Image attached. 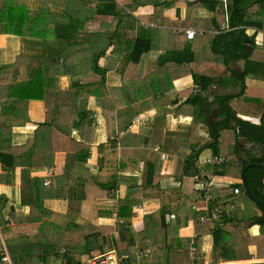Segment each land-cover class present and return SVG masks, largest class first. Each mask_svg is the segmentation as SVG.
Listing matches in <instances>:
<instances>
[{"label": "crops", "instance_id": "obj_1", "mask_svg": "<svg viewBox=\"0 0 264 264\" xmlns=\"http://www.w3.org/2000/svg\"><path fill=\"white\" fill-rule=\"evenodd\" d=\"M11 1L0 0V9L8 7ZM24 1L28 8L32 5L29 9L32 14L42 7L51 12V21L56 19L57 22L66 20L60 15L65 8L61 6L58 9V5L65 4L73 9L78 5L70 0ZM218 1L219 6L215 12H211L198 7H192L191 11L184 4L161 9L154 6V0H140L135 12L137 15H129L133 22L130 18L123 20L125 30L133 29L136 32L140 23L138 15L156 13L163 14L165 19L187 21L188 29H195L199 34L192 41H187L185 34L176 35L172 32L175 39L164 34H153L154 49L138 64L129 63L118 55V45L125 43L122 31L121 35L115 34L110 40L108 32L115 30L118 20L112 24L101 16L100 24H96L95 28H92L91 22L86 23L83 30V41L86 42L84 50L78 51L77 55L70 52L67 61H57L59 64L65 61L68 74L59 76L54 84L51 82L53 95L48 102L56 112L58 127L53 126L54 129L49 130V126L45 125L48 123V113L45 101L40 100L28 102L26 111L18 118L24 123L1 122L0 126H6L4 130L13 147L20 148L29 141L34 142V160L38 157L36 154L43 157L31 177L44 179L41 185L44 208L53 210L56 215L55 221L47 218L35 222L28 220L31 207L22 205L21 193L22 174L29 168L31 159L20 156L15 166L8 168L0 155V197L8 201L2 213L6 223L3 228L12 230L6 232L11 241L22 242L14 246V255L30 254L32 236L44 237L40 246L35 247V252L49 255L48 264H60L62 253L66 254L68 250V245L61 241V237L66 236L71 238L70 243L74 239L70 244V252L77 250L72 254H77L78 261L82 260L84 254L90 257L91 253L113 250L119 258H125L123 264H205L218 261L264 264V226H261L264 222H256L264 213L258 208L249 212L246 209L236 211V208L245 206L251 208L247 199L252 201L243 188V170L236 159L226 160V165L218 168L221 175H214L212 201L209 204L199 196L194 176L196 171H205L203 167H214L208 163L214 154L204 157L205 151L210 150L205 149L199 155L196 169L189 165L193 154L211 141V128L225 122L219 104L203 109L200 113L186 103L190 97L201 93L194 84L191 68L207 69L212 76L223 78L221 85L216 84L210 92L202 94L209 95L211 103L217 95H238L242 91L232 73L241 74L245 69L244 62L231 61L226 67L222 56L213 54L211 47L209 51L206 50L214 36L230 30L227 11L229 0ZM95 6L93 2L83 6L84 19L94 14L92 10ZM257 7L249 13L264 18V9ZM1 12L7 14L6 10ZM6 23L0 25L1 98L4 96L1 94L5 93L6 96L7 85L12 81L13 68L19 58H39L44 62L50 58L42 40L21 37L15 33L7 34L12 28L7 27ZM151 24L156 26L153 29L161 28L159 21ZM143 29L146 30L145 27ZM246 30L247 36L253 41L252 45L264 49L260 45L264 29ZM207 34L211 38L206 44L203 38ZM102 51L105 53L100 55L98 67L107 69L104 86L100 85L101 76L92 71L93 58ZM167 51L177 52L176 58L180 60L189 58L191 51L195 54V62H170L161 66L159 61ZM252 60L264 63V51L256 48ZM37 65L38 61L34 63V66ZM73 81H78L80 85H93L92 88L90 85L92 96L83 94L82 97H85L80 98L85 111H90L80 126H76L79 119L74 114L77 94ZM242 93L244 96L232 99L229 105L237 113L238 120L248 123L250 128L246 130L249 136L245 139L238 137L237 140L234 135L235 147L239 145L243 149L240 153H247L250 162L253 159L264 160V77L248 75ZM1 100L5 103V98ZM236 100L241 101L238 109L247 114L233 108ZM64 128L68 131H63ZM79 146L87 149L89 154L82 170L76 169L80 158L77 151ZM65 147L71 150L62 149ZM222 157L227 159L226 155ZM241 164L244 167L242 160ZM46 182L50 184L46 185ZM236 188L240 190L238 194L234 193ZM38 196L39 193L36 196L39 201ZM28 201L31 202L30 197ZM212 206L224 212L223 217L230 219L229 223L221 224L220 218L223 217L219 215L210 217ZM76 216L85 218L81 228H60L62 223H74ZM203 216L210 217L207 224L200 222ZM123 218L129 221L124 223ZM119 222L124 228L119 227ZM46 223L53 225L47 228L44 227ZM96 223L98 227L94 226ZM218 226L223 227L224 250L214 247V238L219 235L218 232L215 234ZM96 228L101 236L95 241L96 250L88 253L92 247L86 244L85 238ZM26 229L32 236L25 235ZM45 240L47 247L54 242L61 247L44 249ZM2 241L3 248H7L3 237ZM223 253L233 258L227 259ZM39 264L45 263L41 260Z\"/></svg>", "mask_w": 264, "mask_h": 264}, {"label": "trees", "instance_id": "obj_2", "mask_svg": "<svg viewBox=\"0 0 264 264\" xmlns=\"http://www.w3.org/2000/svg\"><path fill=\"white\" fill-rule=\"evenodd\" d=\"M73 3H77L75 9L72 7L64 6L65 4L58 5V9L60 7H64L62 10L63 13L60 15L66 18L64 21L57 22L51 21L53 17H50L51 12L43 10L42 7H38L34 10L33 14L29 10L28 5L24 0H12L10 5L6 8H1L0 10H6L7 14L4 15L0 11V25L4 22H7L6 25L11 30L7 32L18 34L21 37H30L33 39L42 40L47 47L49 60L44 62L41 59L36 58H19L17 63H15L13 72H12V81L7 85V93L5 96L0 97V124L3 120H7L9 124H21L24 121H19L18 118L20 115L26 111L28 102L31 100H40L45 101L46 109L48 113L47 122L45 125L49 126L48 129H54L53 126L58 127V119L56 118V112L50 107L49 100L52 97L53 93L51 90V82L54 84L58 80V77L61 75H67L66 64L65 61L63 64H59L57 61L66 60L69 53L73 55H77V52L80 50H84L86 42L83 41L84 33L83 30L85 28L86 23L91 22L92 28H95V25L100 24V17H105V21L115 23L118 20L117 25L115 24V30L108 32L110 34V40L114 38V35H123L125 36V43L118 48V55L123 56L125 61L129 63L138 64L140 61H143L147 54L151 52L153 48V28H148L146 30L140 25L142 22L151 24V22L159 21L162 27H182L184 29H188L189 24L187 21L180 22L179 20H170L163 18V14H153L149 16H141L138 23V30L142 31L143 34L136 33L135 30H125L123 20H128L131 16V13H135L139 8L138 4L140 0H121L119 3L109 1V0H70ZM96 3L95 8L92 10L94 14L92 16L83 17V6H87L89 3ZM178 4H184V6H188V9L192 11V7L205 8L211 12H215L217 6H219L220 2L218 0H196L195 2H190L188 0H154V6H158L161 9H171L172 7H176ZM264 9V0H229L227 11L229 14V31L221 32L220 34L213 37L211 42V51L215 55L222 56L223 64L227 67L229 62L231 61H241L245 64V69L241 74H233V78L238 81V83L242 87L241 93L238 95H230V96H215L213 103L209 102V95L202 96L203 93H208L212 89V87L216 84L221 85L223 78H217L211 75V72L207 69L201 70L198 67L191 68V75L194 80V84L201 90L200 95H195L190 97L187 104H190L195 108V110L200 113L203 112V109H209L214 104H219L223 114L225 115V122L219 123L217 127H212L210 132L211 141L202 146L201 150H197L195 154L190 158L189 165L193 169H196L197 162L199 159V155L201 151L205 149H210L213 151L214 155L224 156L220 149V139L222 136V131H233L234 125L232 122L239 121V125L244 126L245 129L249 130L248 123L241 122L236 118V112L233 110L229 102L240 95L244 96L242 92L245 89V81L248 75H256L264 77V63L255 62L252 60V54L256 48H260L259 46L248 45L244 43V38L247 37L246 29L256 28L258 30L264 29L263 16L253 15L250 12L251 9L258 8ZM38 11V13L36 12ZM74 11L76 14H74ZM129 11V12H128ZM37 13V14H36ZM130 15V16H129ZM179 16V15H178ZM37 24V25H36ZM123 26V27H122ZM14 27V28H13ZM181 28V29H182ZM163 30V29H159ZM134 35L136 38H134ZM184 35V34H182ZM131 38V40H130ZM134 38V39H133ZM188 41V40H187ZM190 47V46H189ZM105 51L96 53L92 62V71L101 76L100 77V85L104 86L106 82V74L107 69H101L98 67V61L100 55H104ZM186 53V51H185ZM188 54V53H186ZM82 55V54H81ZM178 55L177 52L167 51L161 57L159 64L165 65L170 62H176L178 64H192L195 62V54L191 51L189 52V58L185 60H180L176 58ZM39 65L34 66V63L37 62ZM44 63H42V62ZM179 61V62H178ZM258 68H261L260 71ZM204 73V74H203ZM211 75V76H210ZM96 76V75H95ZM97 77V76H96ZM20 79V80H18ZM99 80V79H98ZM92 83V82H90ZM91 84H82L80 85L78 81H73V88L77 94V104L75 107V115L79 122L76 123V126H80L83 121H85V116L90 111H85L84 102L80 98L85 94L87 97L92 96L90 91ZM93 85H91V88ZM103 91V90H102ZM84 92V93H83ZM102 93V92H101ZM85 97V96H84ZM82 97V98H84ZM5 98V103L1 100ZM8 124V125H9ZM244 124V125H243ZM6 127V126H5ZM5 127L0 126V155L3 157V164L8 168H13L16 164V160L18 157L25 155L26 157L31 159V163L29 164V168L23 171L22 174V193L21 200L23 206L31 207L30 218L28 219L31 222H35L36 220L54 219L55 221V212L51 209L44 208V199L41 192V185H43L44 179H36L32 178L31 174L37 168V163L42 162V156L36 154L38 157L34 160L33 149L34 142H28L24 147H13L11 145L10 139L8 137V133L4 130ZM63 131H68L67 128H64ZM251 133V130L249 131ZM68 133V132H67ZM69 135V134H67ZM238 140L237 132L234 134ZM251 135V134H250ZM255 135H253L254 137ZM80 145V144H78ZM65 150H71L70 148H62ZM36 150V149H35ZM34 150V151H35ZM239 145L233 150V155H227V162L230 159H236L240 165L241 170H243V166L241 164V160L237 158V155L242 151ZM33 151V152H34ZM62 151V150H60ZM79 159L77 160L76 169L82 170L85 167V162L88 157L87 149L79 146L77 148ZM87 152V153H86ZM38 153V152H37ZM86 153V156L84 154ZM1 157V156H0ZM85 157V158H84ZM85 161V162H84ZM253 162L264 163V160H256L253 159ZM226 162V163H227ZM226 165V164H225ZM224 165V166H225ZM210 166L203 167V169L207 172H210L213 175H221L219 167ZM198 172V171H196ZM246 176L249 180L250 188L253 195L264 202V172L258 168H251L246 171ZM38 184L40 187V191H38ZM39 193V201L37 200V194ZM36 194V196L34 195ZM28 197L31 198V202L28 201ZM34 200V202H32ZM253 202V201H251ZM8 201L4 200V198L0 197V264H2V254H3V244L2 237L4 238L5 245L7 250L9 251L13 264H39L42 260L43 263L48 264L49 255L45 254H37L35 252V247H39L40 243L43 242L44 237L32 236L31 245L32 252L28 255H14L15 245H21L20 241H11L6 232L12 231L11 229L3 228L5 226V222L2 218L3 209L7 206ZM254 203V202H253ZM214 204V203H213ZM255 204V203H254ZM255 206L264 213V209L255 204ZM214 206H212L213 208ZM14 215V213H11ZM36 215H40L38 218H35ZM120 215V211L118 212V216ZM210 217L212 214H210ZM225 217V216H224ZM220 218L221 224L229 223L230 219ZM84 217L76 216L74 223L65 222L60 225V228L68 229L69 226H75V229L83 226ZM256 218L254 217V220ZM122 220V219H119ZM228 220V221H227ZM53 221V222H54ZM129 221L127 218H123V222L126 223ZM52 222V223H53ZM52 223H46L44 227L49 228ZM205 222L204 224H207ZM53 225V224H52ZM97 226V223L94 225ZM261 226H264V223H261ZM119 227L124 228L123 225L119 222ZM223 227L218 226L217 230H215V234L218 232L219 235L217 238H214V247L215 249L220 247L223 249L224 242L222 241L223 236ZM97 229V228H96ZM101 236L98 229L93 231L92 233L86 235L85 240L86 244H89L91 247L89 252H93L96 250L95 241ZM71 238L62 236L61 241L68 245L67 252L65 254L68 264H85L88 260V254L82 255V260H77V254H72L70 252V243ZM223 242V243H222ZM44 249L51 247V249H57L58 244L51 243V245H46V240L44 241ZM50 249V248H49ZM224 250V249H223ZM93 253H91V256ZM219 255V254H218ZM224 257L227 259L233 258V256H228L223 253ZM90 256V257H91ZM218 257V256H217ZM223 257V256H221Z\"/></svg>", "mask_w": 264, "mask_h": 264}, {"label": "built area", "instance_id": "obj_3", "mask_svg": "<svg viewBox=\"0 0 264 264\" xmlns=\"http://www.w3.org/2000/svg\"><path fill=\"white\" fill-rule=\"evenodd\" d=\"M142 26L145 27L146 29L156 27L154 24H147L144 22H142ZM173 33H175L176 35L185 34L186 39L189 41L195 40V38L199 34L195 29L183 30L177 28L173 30ZM260 45L264 48V32L262 33V39ZM208 163L213 166H222L226 163V159L222 156L214 155L208 160ZM194 180L197 185L199 196L204 202L209 204L212 201V192L214 187L215 176L209 172L199 170L195 174ZM49 184L50 182H46V185ZM239 192L240 190L238 188L234 190V193L236 194H238ZM209 213L212 215L215 214L216 216L219 215V217H223L224 215V212L220 211L218 207L209 210ZM209 218H210L209 216H203L200 218V222L204 224ZM64 254L65 253H62V255ZM124 260L125 258H119L118 255L113 250H109L106 252L101 251L98 252L97 254H93L91 257L88 258L85 264H123ZM2 264H12L7 249L3 250ZM60 264H68V262L65 258H63ZM205 264H249V262L218 261V262H206Z\"/></svg>", "mask_w": 264, "mask_h": 264}, {"label": "rangeland", "instance_id": "obj_4", "mask_svg": "<svg viewBox=\"0 0 264 264\" xmlns=\"http://www.w3.org/2000/svg\"><path fill=\"white\" fill-rule=\"evenodd\" d=\"M118 2L119 1H121V0H117ZM1 11V10H0ZM221 12V11H220ZM133 14V16H136L137 14L136 13H132ZM138 17V19L140 20V18H141V16L140 15H138L137 16ZM209 18V17H208ZM130 21H132L133 22V19L132 18H130ZM210 22V21H209ZM175 28H177V27H175V25H173V27H162L161 26V28L160 29H163V30H153L152 31V33L155 35V34H164L166 37H170V38H172V39H175L176 37L174 36V34L172 33L173 32V29H175ZM223 28V27H222ZM141 30V29H140ZM136 33L138 34V33H140V34H143V32L142 31H136ZM210 38H211V35H206L203 39L206 41V44H207V42L210 40ZM202 39V40H203ZM208 48V49H207ZM258 49H261V50H263L264 51V49H262V48H258ZM206 50H210V46H208L207 45V47H206ZM213 91L215 92V93H217L216 92V89H213ZM241 101H235V103L233 104V108L234 109H237V111L238 112H240V113H243V114H247L246 112H244V111H242V110H239L238 109V105H239V103H240ZM194 117H196V116H194ZM223 133H222V136H221V139H220V141H219V143H220V146H219V149H220V151H221V153L223 154V155H228V156H231V155H233V150H234V147H235V143H234V141H235V136H234V134L233 133H231V132H229V131H222ZM211 153H213L211 150H206L205 151V155H204V157L205 156H207V155H210ZM244 198H247V197H245V196H243ZM248 200V202H249V205H250V207L251 208H248L249 206H245V208H236V211H239L240 209H246L248 212L251 210H253L254 208H257L256 206H255V204L253 203V202H251L249 199H247ZM229 208H230V205H229ZM257 210V209H256ZM259 210V209H258ZM26 231L27 232H25V235L26 236H28L29 234H30V232H29V230L28 229H26ZM2 244H3V241H2ZM4 249H7V248H3V250ZM2 250V251H3ZM63 258H65V254L64 255H62V259ZM61 259V260H62ZM66 259V258H65ZM67 260V259H66Z\"/></svg>", "mask_w": 264, "mask_h": 264}, {"label": "water", "instance_id": "obj_5", "mask_svg": "<svg viewBox=\"0 0 264 264\" xmlns=\"http://www.w3.org/2000/svg\"><path fill=\"white\" fill-rule=\"evenodd\" d=\"M244 43L245 44H253V41L247 36L244 38ZM234 128H235V131L237 132L238 134V137L239 139H245L249 136L247 130L245 129L244 126H240L239 125V121H236L234 123ZM238 158L240 160H242V163L244 165V169H243V173H242V184H243V188L245 190V192L247 193V195L250 197V199L255 203V204H258L259 206H261L263 209H264V202H262L261 200L257 199L252 191H251V188H250V184H249V180L246 176V170L250 169V168H258L260 170H262L264 172V165L263 164H260V163H257V162H250L248 156H247V153L245 152H242L238 155ZM264 183V181H263ZM12 210L14 209L13 207L11 208ZM256 222L257 223H260V222H264V216L261 217V218H257L256 219Z\"/></svg>", "mask_w": 264, "mask_h": 264}]
</instances>
